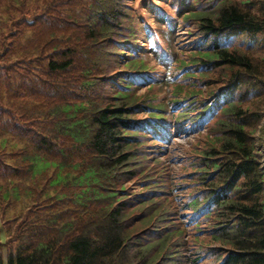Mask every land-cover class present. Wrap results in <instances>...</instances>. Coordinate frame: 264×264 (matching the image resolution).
<instances>
[{
	"label": "trees",
	"instance_id": "trees-1",
	"mask_svg": "<svg viewBox=\"0 0 264 264\" xmlns=\"http://www.w3.org/2000/svg\"><path fill=\"white\" fill-rule=\"evenodd\" d=\"M87 1H74L80 14L72 20L0 0L10 15L0 32V203L30 197L5 261L0 242V264H264V167L252 136L262 114L242 107L250 96L264 101V60L251 55L262 45L264 0H210L198 11L201 0L185 2L182 20L201 34L185 52L189 61L166 55L181 73L164 82L173 77L172 94L183 96L167 102L169 123L164 113L138 118L155 106L133 89L144 62H121L120 48L136 44L137 33L119 0ZM236 37L246 43L229 50ZM217 69L228 79L205 80ZM189 78L205 80L207 91L189 81L183 90ZM171 119L185 131L209 128L169 192L180 197L186 223L168 198L157 204L147 188L127 190L146 175L139 140L148 129L160 140ZM151 181L141 183L150 189Z\"/></svg>",
	"mask_w": 264,
	"mask_h": 264
},
{
	"label": "rangeland",
	"instance_id": "rangeland-1",
	"mask_svg": "<svg viewBox=\"0 0 264 264\" xmlns=\"http://www.w3.org/2000/svg\"><path fill=\"white\" fill-rule=\"evenodd\" d=\"M15 1V5H18L19 2L20 4L25 3V9L29 10L31 15L33 14V11L40 10L41 12L43 10H52L53 18L59 19L63 14L64 17L69 15L71 19L74 20V16L80 14V11H77L78 7L75 4L79 2H74L76 0ZM90 1L91 0H88L87 2ZM195 1L196 0H119L120 9L122 10L118 11L121 14L122 11H126V14L128 15L125 16L128 18L125 22L126 27L129 25L132 26L133 31L136 30L135 33H137L136 44L131 42L120 48L126 52L122 55L123 59L121 62H126L128 55L139 58L144 62V73L137 76L138 79L134 81L133 89L136 91L137 96L141 97L140 100H146L152 105V107L155 106L154 110L138 115V118L141 120H148V112L156 114L164 113V117L167 118L165 116L168 114L169 110L167 102L170 101L171 95H175L176 98H183L180 94H172L176 93V91L173 90V77L171 79L169 78L170 86L164 82L167 75L174 76L175 73H179V75L181 73V70L179 71L177 67V63H174L172 58H166V55L170 52V57L174 54L177 59H183L185 61L190 60L188 55L187 57L185 56V52L189 51V48H191L190 46L193 45L191 40L201 34V31L195 21L185 22L182 20V16L183 12H186L185 9L188 8L187 4L191 5ZM87 2H84L82 5L85 6ZM185 2L187 4H185ZM201 7H211L210 0H201L198 5L192 8V10L198 11ZM9 16L0 13V32L2 28L7 25L6 21ZM96 17V14L90 15L89 20L91 21V18L93 20V18ZM99 17L100 16H98V19ZM258 38L262 41V45L254 52H251V55H253L255 59H258V61H263L264 35H260ZM240 40L241 38H234L231 40L230 46H227V48L231 50L236 46L240 47L237 49L241 50V47L244 46L241 43H246V40L242 42ZM162 57H164L163 61H165V63L160 61L162 60ZM194 68L195 67H192V70ZM213 74L216 76L218 74L225 76L223 77L224 80L229 77L227 70L217 69L214 73H209L205 80L211 78ZM181 80L183 79L181 78ZM205 80L198 81L189 78V80H184L185 82L182 81V84L184 85L182 89L187 91V87L185 86H188L186 81H189V83L196 85V90L201 89V92L204 93V91H207L203 83ZM214 89L220 91V93L222 92L217 86H214ZM245 103L247 104L242 106L244 110L256 111L260 109L259 111L262 114L261 122L252 131V136L258 153L260 154L261 166L264 167V107L260 108L264 104V101L260 99L254 102L253 96H250L246 99ZM166 106L167 108H165ZM168 119L169 118H167L166 121L169 123ZM171 121L172 119L170 120V123ZM171 124L172 126L167 128V132L164 131V133H161L164 136L160 140L157 141L158 138L154 136L153 130L149 129L145 136L146 138L139 140L143 143V146L138 148L140 156L137 160L139 161L137 162V165H141V171H144L146 175L142 174L140 175V178L130 182L127 185V190L130 191V195L133 196L132 194L134 193H143V191L146 193L145 189L147 188V193L154 195L157 204H161L165 198H168L173 206L172 211H175V209L178 211V213L175 211V218L186 223L188 219L187 217L184 218L182 216L184 213L180 211L182 206V203L179 200L180 197L178 198L177 192H174L173 195L169 194V192L172 190L175 178L181 176L180 172H189V165L186 163V160H188L189 155L193 154L197 148L199 149L202 147L204 136L207 134V131H209V128H205V130L198 133L189 130L185 131V128L178 127L174 122ZM51 171H53V169H50L49 173H51ZM147 180H152L149 182L151 184L149 186L150 189L146 184L141 183ZM2 182L3 181H0V183ZM18 185L23 189L28 188L27 182H19ZM48 190L50 191V195H53L57 191V189H54L53 187H50ZM183 193L185 194L186 192L184 191ZM29 202L30 197L24 196V198L16 202V206L11 208L5 207L3 203H0V242L3 247L4 261L6 260L7 251L16 245L15 242H10V237L13 236L12 232H14L16 227V222L14 221L15 217H21L25 213L24 207L26 205L28 206ZM163 209L164 207H162L161 210L163 211ZM9 222L11 224H9ZM186 229L187 235L183 240L187 242L188 246H190V234L192 230L191 227H186ZM191 252L192 246L189 247V250L185 255L190 254ZM201 264H216V261L207 259Z\"/></svg>",
	"mask_w": 264,
	"mask_h": 264
},
{
	"label": "snow or ice",
	"instance_id": "snow-or-ice-1",
	"mask_svg": "<svg viewBox=\"0 0 264 264\" xmlns=\"http://www.w3.org/2000/svg\"><path fill=\"white\" fill-rule=\"evenodd\" d=\"M161 59H162V62H163L164 57H162Z\"/></svg>",
	"mask_w": 264,
	"mask_h": 264
}]
</instances>
